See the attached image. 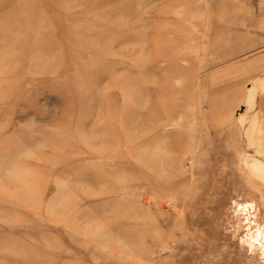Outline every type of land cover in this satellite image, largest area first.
<instances>
[{
	"label": "rangeland",
	"instance_id": "1",
	"mask_svg": "<svg viewBox=\"0 0 264 264\" xmlns=\"http://www.w3.org/2000/svg\"><path fill=\"white\" fill-rule=\"evenodd\" d=\"M30 9L0 49V264H264V0Z\"/></svg>",
	"mask_w": 264,
	"mask_h": 264
},
{
	"label": "bare ground",
	"instance_id": "2",
	"mask_svg": "<svg viewBox=\"0 0 264 264\" xmlns=\"http://www.w3.org/2000/svg\"><path fill=\"white\" fill-rule=\"evenodd\" d=\"M11 2V4H9ZM37 0H3L0 3V49L4 48V43L11 44L17 41L23 34L16 35L15 31H25L24 22L28 25L32 24L39 31L43 22L38 21L35 17L29 18L33 5ZM67 10L66 14H69ZM72 14V13H71ZM75 14L69 16L70 20H75ZM79 19V18H78ZM6 41V42H5Z\"/></svg>",
	"mask_w": 264,
	"mask_h": 264
}]
</instances>
